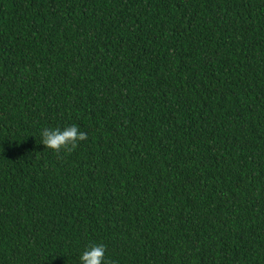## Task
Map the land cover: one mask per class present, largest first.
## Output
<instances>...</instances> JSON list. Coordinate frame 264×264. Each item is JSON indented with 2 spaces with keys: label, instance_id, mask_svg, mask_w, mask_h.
<instances>
[{
  "label": "trees",
  "instance_id": "trees-1",
  "mask_svg": "<svg viewBox=\"0 0 264 264\" xmlns=\"http://www.w3.org/2000/svg\"><path fill=\"white\" fill-rule=\"evenodd\" d=\"M93 244L264 264V0H0V264Z\"/></svg>",
  "mask_w": 264,
  "mask_h": 264
},
{
  "label": "clouds",
  "instance_id": "clouds-1",
  "mask_svg": "<svg viewBox=\"0 0 264 264\" xmlns=\"http://www.w3.org/2000/svg\"><path fill=\"white\" fill-rule=\"evenodd\" d=\"M87 139V135L80 132L75 125L68 126L63 130L59 128L44 129L42 131V144L53 152L61 151L71 153L80 141ZM105 246L93 244L80 256V264H105Z\"/></svg>",
  "mask_w": 264,
  "mask_h": 264
}]
</instances>
